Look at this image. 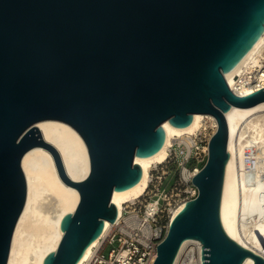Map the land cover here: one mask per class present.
Instances as JSON below:
<instances>
[{
    "label": "water",
    "instance_id": "water-1",
    "mask_svg": "<svg viewBox=\"0 0 264 264\" xmlns=\"http://www.w3.org/2000/svg\"><path fill=\"white\" fill-rule=\"evenodd\" d=\"M264 32V0H0V264H8L28 185L22 167L34 147L49 150L62 180L78 189L75 211L44 264H77L118 219L114 191L137 184L135 162L159 151L163 124L216 118L209 156L193 178L198 196L172 219L154 264H175L198 240L204 264L264 257L226 232L221 204L229 153L226 113L264 102V88L241 97L226 73ZM60 120L84 138L91 171L70 180L37 123Z\"/></svg>",
    "mask_w": 264,
    "mask_h": 264
},
{
    "label": "bare ground",
    "instance_id": "bare-ground-1",
    "mask_svg": "<svg viewBox=\"0 0 264 264\" xmlns=\"http://www.w3.org/2000/svg\"><path fill=\"white\" fill-rule=\"evenodd\" d=\"M263 56L264 32L226 73L229 85L238 96L248 97L255 92L253 86L244 84V78H249L257 69ZM259 78L264 83V75ZM206 117L218 126L216 118L208 114H194L191 124L186 127H176L170 121L163 124L166 138L162 148L153 155L135 158L143 169L140 181L124 191H114L112 201L118 208V219L123 214L124 204L141 198L148 190L151 168L168 159L174 140L197 134L205 126ZM226 117L230 131V160L221 204L222 223L232 239L264 257V102L251 107L233 106ZM37 127L44 142L58 151L66 176L75 182L87 178L91 160L82 135L72 125L60 120L41 121ZM22 167L28 194L14 232L8 264H44L47 256L57 250L65 234L62 220L75 211L80 193L62 180L53 154L44 147L29 150L23 157ZM46 203L51 206L45 207ZM184 206L175 212L174 217ZM111 226L112 223L106 220L101 236H105ZM100 237L91 243L77 264H86L92 258ZM191 245L194 247L188 251ZM254 263L250 256L243 262ZM175 264H204L201 242L185 241Z\"/></svg>",
    "mask_w": 264,
    "mask_h": 264
},
{
    "label": "built area",
    "instance_id": "built-area-1",
    "mask_svg": "<svg viewBox=\"0 0 264 264\" xmlns=\"http://www.w3.org/2000/svg\"><path fill=\"white\" fill-rule=\"evenodd\" d=\"M264 56L261 63L244 84L255 91L264 88ZM205 126L195 135H184L174 140L169 157L151 168L148 190L136 200L124 204L123 214L112 223L105 236L100 237L92 258L86 264H154L157 247L168 234L175 212L198 196L193 178L200 173L209 156L210 141L217 131L214 121L206 117ZM178 164L177 180L170 191L162 190L163 182L171 174V166ZM167 222L166 224L163 222ZM118 244L108 256L109 245Z\"/></svg>",
    "mask_w": 264,
    "mask_h": 264
},
{
    "label": "rangeland",
    "instance_id": "rangeland-1",
    "mask_svg": "<svg viewBox=\"0 0 264 264\" xmlns=\"http://www.w3.org/2000/svg\"><path fill=\"white\" fill-rule=\"evenodd\" d=\"M171 174L169 176H167V178L164 180L163 182V186H162V190L164 191H170L172 189V187L174 186L176 180H177V177H178V172H179V168H178V164H173L171 166ZM51 205L49 203H46L45 204V207L49 208ZM163 223H167V222H163ZM118 244H115V245H109L106 247L104 253L108 256L109 252L113 249V248H118ZM194 245H191L189 248H188V251L193 248ZM186 256V254L184 255V257Z\"/></svg>",
    "mask_w": 264,
    "mask_h": 264
}]
</instances>
